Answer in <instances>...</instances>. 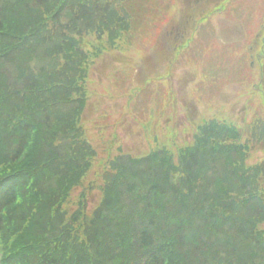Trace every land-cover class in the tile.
<instances>
[{
    "label": "trees",
    "instance_id": "1",
    "mask_svg": "<svg viewBox=\"0 0 264 264\" xmlns=\"http://www.w3.org/2000/svg\"><path fill=\"white\" fill-rule=\"evenodd\" d=\"M164 3L0 0V264H264V101L180 127L163 108L160 140L133 110L146 152L108 112L86 118Z\"/></svg>",
    "mask_w": 264,
    "mask_h": 264
},
{
    "label": "rangeland",
    "instance_id": "2",
    "mask_svg": "<svg viewBox=\"0 0 264 264\" xmlns=\"http://www.w3.org/2000/svg\"><path fill=\"white\" fill-rule=\"evenodd\" d=\"M212 10V15L205 25L201 20L198 22L197 40L193 43V49L184 48L181 51L183 53L181 59H187L188 68L181 69L179 63L168 65L170 68L168 72L175 76L178 88L164 89V79L153 73L163 69L161 55L164 57H166L165 53L171 55L173 46L169 49L160 48V52L156 50L155 53L148 54L144 60H141L142 57L138 60L139 57L135 56L133 49L127 48V54L132 55V59L128 61L130 69L133 70L136 65L141 66L140 73L138 72L140 82H130L129 73L117 71L112 73L113 80L117 82L118 96L123 98L110 95L108 99H105L106 107L111 108L109 118L111 114L113 117L119 116L116 114L118 108L126 104L125 106H130L134 110H144V112L136 111V114L145 113L149 121H160L164 114L161 112L163 108L191 107L190 114L194 116L200 107L210 109L212 116L223 117L233 123L232 118L237 119L235 111L241 117L244 115V108L247 111L248 99L252 94L264 101V74L260 70L259 61L253 60L250 55L252 37L257 31L262 33V37L264 36V28L259 29L260 23L264 21V0H227L226 5L217 10L212 7ZM192 11L191 9L190 12ZM217 11H219L218 15ZM154 21L155 26H158L156 18ZM177 24L179 26H174V29L169 28L168 32L172 31L168 36L172 41L176 38V41L183 42L192 30V24L187 22L182 24L177 22ZM182 26L184 28L188 26L187 28L190 29L184 31ZM182 31L184 32L181 34ZM254 52L256 57L264 62V38ZM258 54H261V57ZM120 56L123 58L122 55ZM151 56L152 58L149 59ZM118 58V55L108 57L107 64L114 65ZM147 60L150 61L147 63ZM196 74L200 76V80L192 81L196 78ZM142 76H145L143 80H141ZM151 86L153 89L149 88ZM107 88L109 89L108 86ZM101 108H105V103L101 105ZM222 110H224L223 113H221ZM190 114L187 110H182L179 124L186 122ZM124 118L125 122L121 126L120 133L122 137L124 136L125 147H132L134 151L136 148L143 149V133L139 123L128 114L124 115L123 120ZM94 196L96 200L97 193Z\"/></svg>",
    "mask_w": 264,
    "mask_h": 264
},
{
    "label": "flooded vegetation",
    "instance_id": "3",
    "mask_svg": "<svg viewBox=\"0 0 264 264\" xmlns=\"http://www.w3.org/2000/svg\"><path fill=\"white\" fill-rule=\"evenodd\" d=\"M224 1L225 0H185V7H186V10L188 11L192 9L194 11L203 12L209 6L218 7ZM175 26H179V25L177 24Z\"/></svg>",
    "mask_w": 264,
    "mask_h": 264
}]
</instances>
